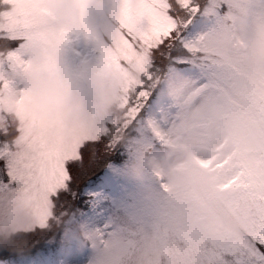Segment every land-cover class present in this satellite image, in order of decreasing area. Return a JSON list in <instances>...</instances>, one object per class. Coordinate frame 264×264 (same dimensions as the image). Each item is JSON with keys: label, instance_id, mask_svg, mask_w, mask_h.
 Here are the masks:
<instances>
[{"label": "snow or ice", "instance_id": "obj_1", "mask_svg": "<svg viewBox=\"0 0 264 264\" xmlns=\"http://www.w3.org/2000/svg\"><path fill=\"white\" fill-rule=\"evenodd\" d=\"M54 2L31 0L14 33L8 18H0V41L10 46L0 56V91L24 86L23 107L32 95L28 86L47 74L40 102L62 110L61 92L82 87L63 56L84 36L95 42L101 73L119 85V114L70 136L32 117L16 126L8 120L0 129V223L16 225V209L24 208L31 217L24 232L43 231L101 157L121 149L142 153L153 144L182 147L194 153L196 166L187 182L134 225L101 226L94 264H264V178L254 159L219 143L229 120L264 133V0H103L111 17L103 27L90 16L95 0H71L70 10H54ZM10 8L9 0H0V11ZM198 21L210 26L194 34ZM178 73L209 101L189 111L185 124L176 115L183 106L175 102L160 119L149 111ZM193 200L209 210L242 206L243 227L228 234L199 227ZM14 258L0 249V264Z\"/></svg>", "mask_w": 264, "mask_h": 264}, {"label": "rangeland", "instance_id": "obj_2", "mask_svg": "<svg viewBox=\"0 0 264 264\" xmlns=\"http://www.w3.org/2000/svg\"><path fill=\"white\" fill-rule=\"evenodd\" d=\"M13 2L14 7L4 16L3 11H0V18H8L13 25L14 33L21 27L22 9L27 8L31 0H13ZM52 7L54 10L61 8L70 10L73 5L71 0H55ZM209 26L205 21H198L194 25L193 32L195 34L206 31ZM229 48H233L231 43ZM99 55L95 42L80 36L74 38L68 45L63 56V66L70 75L78 77L79 69L83 64L96 63L98 65ZM0 56H2L1 53ZM42 83L40 80L39 85L28 86L32 89V95L23 107L21 102L25 99L24 86L16 87L10 92L0 91V127L5 128L7 122L5 113L13 109L12 103L14 102L16 103L14 111L17 112L20 125H23L28 117H32L34 124L47 123L54 130L57 128L62 130L66 136L74 133L75 125L69 124L62 110L56 111L42 106L39 95ZM76 83L82 87L74 86L73 90L86 87L80 80ZM196 90L197 85L189 76L178 73L175 82L170 87H166L165 91L158 94L151 102L149 111L160 119L170 112V105L175 102L183 106L176 115L180 124H185L189 111L209 102L198 98ZM89 114L92 119H95L94 105L89 106ZM219 142H222L221 145L225 151L230 152L236 148L242 156L254 159L257 163L258 174L264 178V133L254 126L229 120L223 127ZM158 149L161 147L153 144L142 153L121 149L120 159L115 158L114 154L111 158L101 157L88 169L86 175L82 176L85 178L83 182H87L82 187L83 194L87 195L82 203L79 201L82 205L80 206L72 196L66 195L62 207L58 205L55 218L50 222V226L46 230L39 231L42 235L26 234L20 240L15 239L16 237L12 239L14 232L24 231V226L31 223V217L24 208L22 209L30 217L27 223L18 221L16 225L7 227L4 223H0V249H7L15 257L10 264H94V253L98 250V241L93 234L96 227L100 229L107 223L122 226L134 225L141 219L147 218L151 208L160 198L172 195L178 190L169 185L164 175L165 183L170 189L169 192H163L160 189V183L153 173L147 178L138 179L131 171L132 161L142 159L149 152ZM81 181L80 179L78 186L82 184ZM76 186L74 191L78 188ZM64 209L67 210L66 213ZM191 209L194 223L212 233L228 234L241 229L245 221V210L242 206H237L231 211L209 210L204 202L193 200ZM80 218L84 225L85 237L78 232L77 225ZM56 248L58 253H62L60 262H55L52 257ZM31 253L35 256H31Z\"/></svg>", "mask_w": 264, "mask_h": 264}, {"label": "clouds", "instance_id": "obj_3", "mask_svg": "<svg viewBox=\"0 0 264 264\" xmlns=\"http://www.w3.org/2000/svg\"><path fill=\"white\" fill-rule=\"evenodd\" d=\"M90 16L98 20L101 27L111 19L104 10L103 0H95L90 9ZM78 79L86 86L85 88L70 93L62 91L60 94L63 115L70 125H75L73 132L108 117L118 116L119 85L109 76L102 74L96 63L83 64L79 69ZM40 80L43 83L39 92L48 88L47 74H41ZM90 105L96 108L95 119L90 117ZM193 155V152L182 147H163L149 152L142 159L132 161L131 171L138 179L147 178L153 172H161L173 189H179L196 169ZM15 215L21 223L30 220L29 215L22 208H17Z\"/></svg>", "mask_w": 264, "mask_h": 264}, {"label": "trees", "instance_id": "obj_4", "mask_svg": "<svg viewBox=\"0 0 264 264\" xmlns=\"http://www.w3.org/2000/svg\"><path fill=\"white\" fill-rule=\"evenodd\" d=\"M100 170H101V169H100ZM81 180H82V181H81V183H82V182L85 180V178L82 177ZM78 183H79V181L76 182V185H77L76 188L79 187V186H78ZM79 185H80V184H79ZM15 239L20 240L21 237H17V238H15Z\"/></svg>", "mask_w": 264, "mask_h": 264}]
</instances>
